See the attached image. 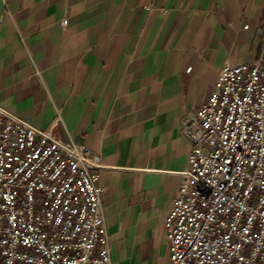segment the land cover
I'll return each instance as SVG.
<instances>
[{"label":"crops","instance_id":"1","mask_svg":"<svg viewBox=\"0 0 264 264\" xmlns=\"http://www.w3.org/2000/svg\"><path fill=\"white\" fill-rule=\"evenodd\" d=\"M263 38L264 0H0V104L100 156L112 264H169L182 120Z\"/></svg>","mask_w":264,"mask_h":264},{"label":"built area","instance_id":"2","mask_svg":"<svg viewBox=\"0 0 264 264\" xmlns=\"http://www.w3.org/2000/svg\"><path fill=\"white\" fill-rule=\"evenodd\" d=\"M181 130L193 148L165 218L169 264H264V38ZM101 165L0 104V264H112Z\"/></svg>","mask_w":264,"mask_h":264}]
</instances>
